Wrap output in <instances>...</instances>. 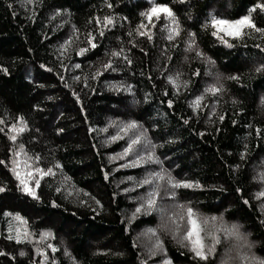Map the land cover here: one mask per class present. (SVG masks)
I'll use <instances>...</instances> for the list:
<instances>
[{"label":"trees","instance_id":"16d2710c","mask_svg":"<svg viewBox=\"0 0 264 264\" xmlns=\"http://www.w3.org/2000/svg\"><path fill=\"white\" fill-rule=\"evenodd\" d=\"M257 3L0 0V264H264V34L244 28L236 38L211 24L254 9L264 28ZM153 4L173 11L179 35L168 39L164 13L151 24L140 16ZM168 176L194 186L169 195ZM187 207L206 249L219 237L206 260L184 236Z\"/></svg>","mask_w":264,"mask_h":264},{"label":"snow or ice","instance_id":"6c2138e0","mask_svg":"<svg viewBox=\"0 0 264 264\" xmlns=\"http://www.w3.org/2000/svg\"><path fill=\"white\" fill-rule=\"evenodd\" d=\"M109 7H111V5H108ZM256 8H258L261 12H264V3H257ZM254 9H249V15H243L241 16L239 19H235V20H226V19H217L215 17L212 18L211 20V24L214 28H217L219 31L224 32L226 35L228 36H232V37H236L239 38L242 35V30L244 28H250V29H254L257 32H260L262 34H264V28H259L257 27V25L253 22V20L251 19L250 13L253 11ZM164 13L165 16L167 18H169L173 25L174 28L170 30V35L168 36V39L171 40L173 38V35H179V31H178V24L176 23V19H175V15L173 13V11L166 5V4H153L151 7H149L148 9H146L145 11H141L140 12V16L144 17L149 24L153 23V17L159 19L160 18V14ZM112 18L111 17H104L103 19V24L104 25H108L111 24ZM96 23L98 25L101 24V21L99 19H97ZM146 25L142 22L140 25H138V29H143L145 28ZM101 35H103V32L100 33ZM140 35H146L145 32L141 31ZM191 33H189V36L191 37ZM213 36H217V32L214 31L212 33ZM221 39V42L224 43L226 46L231 47L232 45L229 44L226 40H223L222 37H218ZM148 39H151V36H148ZM88 43L91 45V47H96L95 43H93V37L91 35L88 36ZM191 47V44L189 45V48ZM85 51V49H80V53L78 54H82ZM113 56H118L119 53L118 52H113L112 53ZM197 55H201V53L197 52ZM131 61H129L130 63ZM78 67V65H77ZM104 68H110L111 67V63L109 62L108 64L103 65ZM262 68H264V66H262ZM258 71H260L261 69H257ZM99 74V73H97ZM199 73H194V75H198ZM178 78V77H177ZM228 79H238V77L236 76H229ZM168 80L170 83L173 84V87H178V84L176 82V79H174L173 77L169 76ZM185 84L187 82H184ZM221 89L216 87L215 85L210 86L209 88L206 89V91L211 92L213 94L217 93L218 91H220ZM202 97H197L196 100L197 102H199L201 100ZM169 106H171L172 101L169 100L168 101ZM22 121V118H20ZM220 119L222 120L223 117L221 116ZM3 121H0V123H2ZM187 123V121H185ZM136 127V123L133 122H129L124 129H121L122 131H126L128 128H135ZM3 129H0V131H2ZM13 131H23V128H16L15 126H13ZM259 129H257V132L259 133ZM11 140H15L16 136L15 135H11L9 137ZM139 142V137H137L135 140H133L129 145L128 148H126L125 154H127L131 149L133 144H136ZM17 156L20 155V153H16ZM244 158V155L241 154V159ZM38 159V157H37ZM4 161L0 160V164H3ZM14 164H18L17 161H13ZM56 167H60L59 164L56 165ZM11 171H13V174L16 176V178L18 180H20V185L22 186V191H24L26 194L32 196L34 199H38L39 197L36 195V192L34 190L33 187L29 186V183L27 180L25 179H21V175L20 172L17 170L16 167H14L13 169H11ZM34 173L36 175H39L41 177L45 176V175H54L52 168H48L47 170L44 169H40V168H35L34 169ZM26 175L28 176H33V172H27ZM152 175L155 177L157 176L156 173H152ZM159 179H163V177H158ZM145 183H149V181L147 179H145L144 181ZM33 183L36 186H39V179H33ZM167 184L170 186V188L168 189V194L169 195H173L174 193L171 192V189L177 188V187H193L194 184L191 181H185V180H175L173 177L168 176L167 177ZM195 186H199L198 184ZM5 189L3 187H0V192H3ZM57 191H60L59 188H57ZM239 191V189H238ZM158 195L157 192H152L149 194V198L147 200V204L149 207H154L156 204V196ZM259 195L264 196V192L259 193ZM245 203H247V201H245ZM140 209L137 208V211H139ZM184 211L186 212V216L185 215H181L179 217L180 221H184L186 219L187 222V230L184 232V236L188 239V241L191 243L192 245V251L195 253V255L197 257H199L201 260H206L208 255L212 252L215 251V245L218 244L220 242L219 237L218 236H213V244L209 247H207L202 243V239L200 237V232H201V227H200V223L198 222V220L195 218V214L193 212V209L191 207H187L184 209ZM5 215H9L8 213H5ZM17 219H22L18 216L17 214ZM215 219V218H213ZM172 223L174 225H176V229L179 230V224L177 223L176 219H172ZM149 231H152L151 229ZM230 235L233 236H237L239 235L238 233V229L237 226H233L232 229L228 230ZM8 239H12L13 237L10 235L7 237ZM16 240L17 242H21L20 240V236H19V230H17V236H16ZM157 246H159L160 241L157 239L156 241ZM0 254H4L3 252H0ZM20 255H24V252L21 251ZM246 259V258H245ZM166 264H170V262H166ZM221 264H228L227 260H222Z\"/></svg>","mask_w":264,"mask_h":264},{"label":"rangeland","instance_id":"374dc122","mask_svg":"<svg viewBox=\"0 0 264 264\" xmlns=\"http://www.w3.org/2000/svg\"><path fill=\"white\" fill-rule=\"evenodd\" d=\"M220 32H222V31H220ZM222 33H224V32H222ZM225 34V33H224ZM226 35V34H225ZM200 227H201V232H200V237H201V239H202V243L206 246V244H207V241H208V235L205 233V231L203 230V227H202V225L200 224ZM17 230H19V232H20V228H18ZM166 262H170L169 260H166V261H164L163 262V264H166ZM170 264H173L172 262H170Z\"/></svg>","mask_w":264,"mask_h":264}]
</instances>
